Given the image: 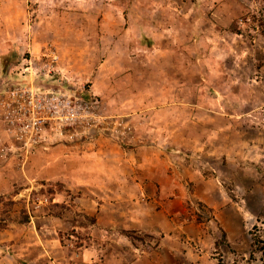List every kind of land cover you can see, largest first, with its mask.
Returning a JSON list of instances; mask_svg holds the SVG:
<instances>
[{
  "label": "rangeland",
  "instance_id": "1",
  "mask_svg": "<svg viewBox=\"0 0 264 264\" xmlns=\"http://www.w3.org/2000/svg\"><path fill=\"white\" fill-rule=\"evenodd\" d=\"M30 89L86 108L29 142L0 124L1 249L25 244L10 254L27 264L263 263L261 0H0V115Z\"/></svg>",
  "mask_w": 264,
  "mask_h": 264
},
{
  "label": "built area",
  "instance_id": "2",
  "mask_svg": "<svg viewBox=\"0 0 264 264\" xmlns=\"http://www.w3.org/2000/svg\"><path fill=\"white\" fill-rule=\"evenodd\" d=\"M67 95L53 90L13 92L9 103L4 104L0 124L9 125L15 132L13 135L25 142L40 138L42 131L50 125L65 132L78 125L80 110L82 112L85 107V104L75 103Z\"/></svg>",
  "mask_w": 264,
  "mask_h": 264
},
{
  "label": "crops",
  "instance_id": "3",
  "mask_svg": "<svg viewBox=\"0 0 264 264\" xmlns=\"http://www.w3.org/2000/svg\"><path fill=\"white\" fill-rule=\"evenodd\" d=\"M213 151V150H211ZM214 154V153H213ZM212 154V155H213ZM154 182H158L156 179H153ZM149 183V182H148ZM207 184H199L198 185V189L199 193L198 195H202L204 196L205 194H202V192H206V187ZM203 190V191H202ZM207 196H209V194L206 192ZM7 231H3L2 233L0 232V237L1 236H6L7 235ZM8 235H11V232L8 233ZM11 240V238H9ZM5 241H8L7 239L4 240L2 238H0V243H4ZM26 245L25 244H21L19 246H15V245H10L7 248L1 249L0 248V264H27L25 260H22V258H20L19 256H17V259L12 256L10 253H12V251H14L15 249H17V251H24L22 252V255L25 256V251H26ZM26 257V256H25Z\"/></svg>",
  "mask_w": 264,
  "mask_h": 264
},
{
  "label": "trees",
  "instance_id": "4",
  "mask_svg": "<svg viewBox=\"0 0 264 264\" xmlns=\"http://www.w3.org/2000/svg\"><path fill=\"white\" fill-rule=\"evenodd\" d=\"M262 1V4H263V7H264V0H261ZM258 66H261L260 64H258ZM254 244L256 245V241L254 242ZM262 249V258H263V260H262V264H264V247H262L261 248Z\"/></svg>",
  "mask_w": 264,
  "mask_h": 264
}]
</instances>
